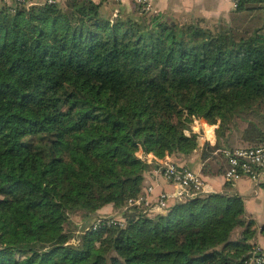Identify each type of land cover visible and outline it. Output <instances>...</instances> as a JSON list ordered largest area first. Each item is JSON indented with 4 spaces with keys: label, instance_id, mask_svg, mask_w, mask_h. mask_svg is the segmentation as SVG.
<instances>
[{
    "label": "trees",
    "instance_id": "1",
    "mask_svg": "<svg viewBox=\"0 0 264 264\" xmlns=\"http://www.w3.org/2000/svg\"><path fill=\"white\" fill-rule=\"evenodd\" d=\"M104 1H0V264H244L258 230L237 194L125 208L154 168L139 153L191 156L195 119L219 125L205 177L227 172L214 151L236 149V132L239 146L263 143L264 0L213 24L141 6L112 18ZM110 204L125 225L85 224L73 243L71 218Z\"/></svg>",
    "mask_w": 264,
    "mask_h": 264
},
{
    "label": "crops",
    "instance_id": "2",
    "mask_svg": "<svg viewBox=\"0 0 264 264\" xmlns=\"http://www.w3.org/2000/svg\"><path fill=\"white\" fill-rule=\"evenodd\" d=\"M50 0H33L34 4H44ZM60 4H64L66 0H52ZM99 3L101 0H94ZM124 4L131 3L133 1H145L150 7L157 13L166 14H185L195 15L197 17L211 18L212 16H220L228 13L231 14L235 10L233 0H121ZM227 18V17H224ZM204 19V18H203ZM207 122L205 120L202 121ZM206 127L212 128L209 123H206ZM214 134V132H213ZM204 142L205 140L202 139ZM210 145L215 146L217 140H211ZM200 142V148L196 150L191 156L187 158H177L168 156L169 162H174L179 165L186 166L193 171L202 175V145ZM216 151H214L215 154ZM148 163L153 164L154 168L149 172L146 177L145 185L142 188L144 193L149 187L154 188V193L151 195L152 200H156L160 194L169 195L168 206H171L175 200L177 188L169 183L161 174L162 160L156 158L154 155H149ZM157 166V167H156ZM203 176V175H202ZM225 174L222 176L204 177L206 183L207 192L213 194L231 193L237 194L243 198L246 208V217L248 220H253L256 223L258 230V236L255 244L261 246L264 249V238L260 234L262 227L264 226V190L260 188L259 184H255L249 179H240L234 183H228L225 179ZM122 212L112 204L105 206L98 212V216L115 215L120 216ZM239 233H235L234 240L238 238Z\"/></svg>",
    "mask_w": 264,
    "mask_h": 264
},
{
    "label": "built area",
    "instance_id": "3",
    "mask_svg": "<svg viewBox=\"0 0 264 264\" xmlns=\"http://www.w3.org/2000/svg\"><path fill=\"white\" fill-rule=\"evenodd\" d=\"M14 1L26 6L35 5L33 0ZM242 1L244 0H233L235 8ZM49 3H53V1L50 0ZM148 7H150V5ZM220 152L223 153L229 163V169L224 176L228 183H234L244 178L251 180L255 184H259L264 180V142L254 148H236L234 150L227 148L219 149L215 154ZM161 164L162 166L160 169L162 176L177 188L175 194L177 199L207 192L206 183L200 173L174 162ZM153 193L154 188L149 187L144 193L142 192L139 197L129 200L125 210L137 209L148 216L167 211L169 208L168 201L170 196L163 193L154 201L151 199ZM92 223L91 226L84 228V231H102L111 227H122L125 225L123 220L110 216H99ZM84 225L85 224L79 227L81 232L80 235L83 234L82 230ZM244 264H264V249L261 246H255L251 251L250 259Z\"/></svg>",
    "mask_w": 264,
    "mask_h": 264
},
{
    "label": "rangeland",
    "instance_id": "4",
    "mask_svg": "<svg viewBox=\"0 0 264 264\" xmlns=\"http://www.w3.org/2000/svg\"><path fill=\"white\" fill-rule=\"evenodd\" d=\"M1 1V0H0ZM4 2H7L8 0H2ZM55 1H53L54 3ZM97 3V2H96ZM119 6H123L126 8V11L130 14H133V13H136L137 12V6L138 8L140 9V6L142 7V10H145V11H148L150 13H155V11L148 7L149 4L145 3L144 1H133V2H129V3H126L124 4L121 0H106L104 1V9L105 11L110 15L112 16V18H115L118 14V11L117 9L119 8ZM229 13V12H228ZM226 13L225 16L224 15H220V16H212L211 18H205V17H197L195 15H185V14H181V13H178L176 15L174 14H170V15H173L175 16L176 18H178L179 20L183 21V22H190L192 20H196L197 18H204L205 20L207 21H210L211 24L213 23H216L217 21L219 20H222V19H229V14ZM166 14V13H165ZM224 17H227V18H224ZM204 119H195L193 125H192V132L196 133L199 135V143L200 142H203L202 139H204L205 141L203 142V145L202 147L208 142L210 143V138L211 140H214L215 139L217 140V133H216V130L219 128V125H210L212 128H209V127H206V123L207 122H202ZM214 132V134H213ZM243 138V136H241L240 134V131L236 132L235 133V137H234V141L235 143L237 142V144L234 146V148H245L244 146H239V142L241 141V139ZM264 142V141H263ZM211 146V145H210ZM208 150H211L210 148ZM151 155V154H150ZM153 155V154H152ZM139 156L148 161L147 158L148 156H143L142 152L139 153ZM162 160L163 162L162 163H167L169 162L168 160V156H166L165 158L163 159H160ZM149 162V161H148ZM204 179V177H203ZM107 216H110V217H117L119 218L120 220H123L125 222V219L124 217L122 216V214L120 216H115V215H107ZM105 216V217H107ZM126 223V222H125ZM83 224H86L87 227L88 226H91L93 223L92 222H89V223H85L83 221V218L81 215H77V216H73L71 218V221H69V223L66 224V231L69 232V234H72L75 239L73 240V243H78V239H77V236H80L81 232H80V226ZM90 230L86 231V232H89ZM91 232V231H90ZM99 232V231H98Z\"/></svg>",
    "mask_w": 264,
    "mask_h": 264
}]
</instances>
